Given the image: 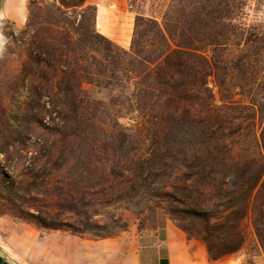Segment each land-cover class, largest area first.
Returning a JSON list of instances; mask_svg holds the SVG:
<instances>
[{"label":"rangeland","instance_id":"obj_1","mask_svg":"<svg viewBox=\"0 0 264 264\" xmlns=\"http://www.w3.org/2000/svg\"><path fill=\"white\" fill-rule=\"evenodd\" d=\"M58 1L54 15L53 0H0V264H114L129 242L167 224L214 257L264 264V115L236 107L254 90L264 105V0H199L224 39L215 45L203 32L186 46L199 74L177 81L205 78L209 92L182 88L198 111L193 125L159 116L164 90L142 61L151 33L133 49L136 19L164 28L173 0H86L94 26L90 10L81 17ZM97 33L140 58L129 63L113 48L104 59ZM55 35L61 51L51 50ZM243 63L246 74L234 67ZM28 213L59 229L28 223Z\"/></svg>","mask_w":264,"mask_h":264},{"label":"trees","instance_id":"obj_2","mask_svg":"<svg viewBox=\"0 0 264 264\" xmlns=\"http://www.w3.org/2000/svg\"><path fill=\"white\" fill-rule=\"evenodd\" d=\"M61 7L77 10L80 9L82 13L78 14L79 16H83L84 12H88L89 10L92 12L90 15V21L92 22L93 26L95 24L96 20V8L95 7H89L86 6V0H59L58 1ZM199 0H173L172 10L169 12V15L165 19V26L162 28L155 20L153 19H145L142 17H138L136 19V25H135V36L133 39V49L136 50V48H139L141 40L145 39L147 37L148 33H151L150 38L148 39L151 43V59H143V63H149L151 66H153V69H151V76H153L157 82L159 83L160 88L164 90V93L161 91V97H159V101H162V104H157V107L160 108L159 116H169L172 117V120L176 121L178 124L185 123L189 121L188 123L190 125H193V123H197V120L199 119L197 117V114H194V112H198L196 109H193L191 105H188V100L190 96H188V99L185 100L183 95L185 93H192L195 95L203 96L204 93H209L208 88L206 87L207 83L205 82V78H202L197 80L194 79L192 81H187V87L186 85L182 87L180 84L183 83L184 79H181L177 81V78L181 77H194L199 74V71H197V64L198 61L196 59V54L190 55V52L187 51L188 47L192 43L198 40L199 35L206 33L209 36L210 42H213L215 45H221L223 44L222 40L224 39V34L220 33V31H216V25L215 19H213V14L216 12L214 9H211L208 14H206V17L201 18V8L199 6ZM211 4V3H210ZM209 4V5H210ZM48 10H50V13H53L54 15L59 12V8L56 6V0H53V4L48 7ZM205 18L208 19V22H204ZM58 21H55V26H58ZM205 23V24H204ZM27 29H31L33 34L36 33V29L34 28V25L31 23L30 19L27 22L26 25ZM34 28V29H33ZM201 30H203L201 32ZM34 36V35H33ZM52 36V35H51ZM96 37L98 39H101L104 41L107 46L106 48H95L94 52L97 54H104V59H114L116 56L114 55L113 48H117L123 56L129 57V63L130 61H135L137 58H140V56H132L129 55L128 52L119 49L115 44H113L111 41L103 37L102 35L96 34ZM55 42H57V48L52 47L51 50L56 49L57 51H61L64 49L63 42L66 41H60L59 35H55ZM96 38V39H97ZM168 38H171L172 40H175L177 44L175 45V49H171L168 47L169 42ZM52 39L54 40V37L52 36ZM93 38L92 44L94 47L97 46L98 42L97 40ZM198 42V41H197ZM194 46V45H192ZM161 48H164L166 51H160ZM101 52V53H100ZM54 53H56L54 51ZM139 53V51H138ZM143 53H139V55H142ZM144 57V56H142ZM189 58L190 64H186V60ZM242 61V60H241ZM250 65V64H248ZM246 63L243 64H235L234 67L237 69V71L242 72L246 74L249 70V67ZM186 66V67H185ZM251 68V67H250ZM208 69L212 70V67L208 66ZM188 71V73L186 72ZM203 72H205L203 70ZM201 75V74H200ZM205 75H202L204 77ZM166 77L168 78L166 80ZM204 81V82H203ZM186 90L183 92V89ZM255 92L251 91L252 99L248 105H242L238 104L236 107H244V109L248 108L252 116L255 118L257 114H260L261 116L264 115V105L258 100L256 96H258V90H254ZM253 92V93H252ZM211 95V94H210ZM52 100V98L50 99ZM185 101L186 103H183ZM156 106V105H153ZM213 109H211L209 115L214 114V109L216 107L213 106V101L210 105ZM225 106H231L235 107L233 104L225 105ZM174 114V115H172ZM170 119V118H169ZM160 120H163L160 118ZM164 130H158L153 129L151 130V133L158 134L162 133ZM263 136V132H262ZM211 141V140H210ZM263 173L256 174V183H258L262 178ZM28 217L25 218V220L33 224L35 226H41L45 229L50 230H56L59 229L58 227H55L53 225L47 226L45 222L40 221V218L32 213H28ZM208 249V248H207ZM209 251V254L212 258H220L222 256L214 257Z\"/></svg>","mask_w":264,"mask_h":264},{"label":"crops","instance_id":"obj_3","mask_svg":"<svg viewBox=\"0 0 264 264\" xmlns=\"http://www.w3.org/2000/svg\"><path fill=\"white\" fill-rule=\"evenodd\" d=\"M6 3V2H5ZM5 3L2 11L5 9ZM8 11V17L17 23L26 20L22 15ZM103 264H107L104 261ZM114 264H244L237 254L212 258L204 243L189 238L188 235L173 224H167L157 230L139 235L134 242L123 250Z\"/></svg>","mask_w":264,"mask_h":264}]
</instances>
